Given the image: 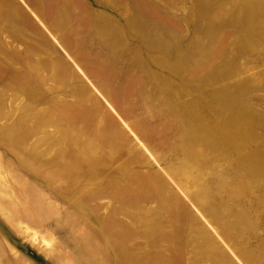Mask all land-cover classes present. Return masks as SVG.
Listing matches in <instances>:
<instances>
[{
    "label": "rangeland",
    "instance_id": "1",
    "mask_svg": "<svg viewBox=\"0 0 264 264\" xmlns=\"http://www.w3.org/2000/svg\"><path fill=\"white\" fill-rule=\"evenodd\" d=\"M102 4L90 80L0 24V264H264V0Z\"/></svg>",
    "mask_w": 264,
    "mask_h": 264
},
{
    "label": "crops",
    "instance_id": "2",
    "mask_svg": "<svg viewBox=\"0 0 264 264\" xmlns=\"http://www.w3.org/2000/svg\"><path fill=\"white\" fill-rule=\"evenodd\" d=\"M109 18L102 0H0V24L5 25L4 31L19 33L11 38H19L21 46L35 47L36 55H52L53 65L55 54L66 57L88 80L94 68L84 62L80 49L93 46L85 39L108 38ZM8 25L13 26L9 29ZM25 40L28 45H24ZM49 70L55 71V67Z\"/></svg>",
    "mask_w": 264,
    "mask_h": 264
}]
</instances>
